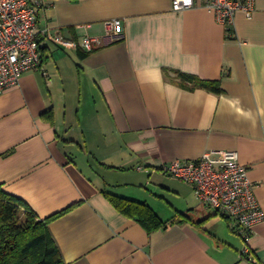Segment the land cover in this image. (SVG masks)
Here are the masks:
<instances>
[{"label": "crops", "instance_id": "crops-1", "mask_svg": "<svg viewBox=\"0 0 264 264\" xmlns=\"http://www.w3.org/2000/svg\"><path fill=\"white\" fill-rule=\"evenodd\" d=\"M173 1L45 0L37 13L42 68L0 96V185L39 218L52 217L66 264H264V222L245 242L191 185L160 172L172 161L235 151L264 212V0L251 19L237 14L232 33L206 8L174 12ZM109 20H121L123 41L91 53L53 41L102 37ZM177 73L217 81L222 93L186 88ZM76 76L103 104L86 150L64 135L74 126L68 93ZM76 118L83 125L80 111ZM129 169L148 192L170 196L169 218L149 200L117 193L107 173ZM105 193L145 202L174 224L149 234Z\"/></svg>", "mask_w": 264, "mask_h": 264}, {"label": "built area", "instance_id": "built-area-1", "mask_svg": "<svg viewBox=\"0 0 264 264\" xmlns=\"http://www.w3.org/2000/svg\"><path fill=\"white\" fill-rule=\"evenodd\" d=\"M257 0H174L173 11L183 12L196 6L214 13L232 33L238 13L251 19ZM45 0H0V96L20 84L21 78L43 65L39 38L38 10ZM121 20L105 23L102 37L85 36L82 42L57 36L53 41L63 49H82L86 53L123 41ZM139 170H143L140 167ZM164 175L191 185L200 204L214 209L230 221L231 229L245 242L264 222L248 168L235 151L207 152L198 160H176L160 167Z\"/></svg>", "mask_w": 264, "mask_h": 264}, {"label": "trees", "instance_id": "trees-1", "mask_svg": "<svg viewBox=\"0 0 264 264\" xmlns=\"http://www.w3.org/2000/svg\"><path fill=\"white\" fill-rule=\"evenodd\" d=\"M177 79L184 87L192 90L200 88L216 94L222 93L217 81H206L184 73H177ZM105 196L115 209L137 220L149 234L166 230L174 224L163 221L145 202L109 193H105ZM51 219L39 218L25 200L6 192L0 185V264H66L51 234Z\"/></svg>", "mask_w": 264, "mask_h": 264}, {"label": "rangeland", "instance_id": "rangeland-1", "mask_svg": "<svg viewBox=\"0 0 264 264\" xmlns=\"http://www.w3.org/2000/svg\"><path fill=\"white\" fill-rule=\"evenodd\" d=\"M93 97H94L93 91L89 89L85 78L83 79L80 85L79 79L76 76L74 81V87L68 93L69 122H74V126L70 131V135L68 136L66 134L64 135L69 140L70 139L77 140L84 150H86L85 133L89 137L91 146H93V142H92L93 139L91 136L92 132L90 130L93 127L95 120L94 118L97 115V111L103 108V104L101 103L99 97H96L95 101ZM78 111H80V120L83 123V125L80 126L76 123L77 121L76 114ZM74 155L76 156V159L78 163L81 165V167L85 171L89 172L90 171L89 167H87L86 165V161L88 157L87 154L82 152L77 147V149L74 152ZM101 172L105 173L104 171ZM107 175L110 181L119 185V187L116 188L117 193L134 196L139 200H149L164 218H169L168 216L172 214L171 208L165 201L166 199H164V198L170 199V196H168L165 193V191H162L161 189L155 190L152 187H150L149 190L150 192L151 191L154 192V194L156 195L150 194V192H148L145 189V187H147L146 186L147 180H145L144 176L141 175V173H138L134 169H129L126 172H119L111 175L107 173Z\"/></svg>", "mask_w": 264, "mask_h": 264}]
</instances>
